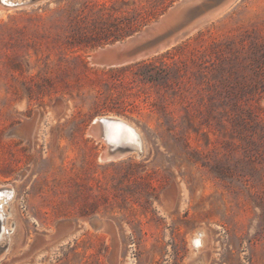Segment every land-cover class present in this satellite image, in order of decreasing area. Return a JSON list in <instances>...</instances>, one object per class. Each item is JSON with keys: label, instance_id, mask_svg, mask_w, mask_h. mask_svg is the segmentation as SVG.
<instances>
[{"label": "rangeland", "instance_id": "1", "mask_svg": "<svg viewBox=\"0 0 264 264\" xmlns=\"http://www.w3.org/2000/svg\"><path fill=\"white\" fill-rule=\"evenodd\" d=\"M177 1L0 9V264H264V0L134 64L88 62ZM104 116L143 154L99 161Z\"/></svg>", "mask_w": 264, "mask_h": 264}, {"label": "water", "instance_id": "2", "mask_svg": "<svg viewBox=\"0 0 264 264\" xmlns=\"http://www.w3.org/2000/svg\"><path fill=\"white\" fill-rule=\"evenodd\" d=\"M233 2L234 0H179L139 31L123 40L97 48L88 56V62L92 66L118 68L156 56L221 16L234 4ZM31 3L34 4L35 0L13 6H29ZM108 118L112 117L95 118L88 131L92 132L94 127L103 121L102 119ZM108 122H114L118 127L122 125L117 119H109ZM116 148H121L120 144L116 145ZM121 149L124 150L126 147ZM115 158L107 156L101 160Z\"/></svg>", "mask_w": 264, "mask_h": 264}, {"label": "bare ground", "instance_id": "3", "mask_svg": "<svg viewBox=\"0 0 264 264\" xmlns=\"http://www.w3.org/2000/svg\"><path fill=\"white\" fill-rule=\"evenodd\" d=\"M31 0H0V9H6L5 5L13 6L14 4L28 3ZM40 0H35V3ZM236 0H234L235 2ZM233 2V3H234ZM32 4V3H31ZM30 4V5H31ZM109 119L117 118H108L102 119L103 121L94 127L93 131H88V134L93 136L95 140L103 142L106 145V148L99 156V161H108L101 160L104 157H116L115 159L120 158L121 156H126L128 154H134L136 157L143 154L144 152V143L140 132L135 129L132 125L126 123L125 120L117 119L122 124L120 127L114 122H108ZM129 128L131 131H129ZM120 144L121 148H116V145ZM111 151L110 153L107 151ZM13 195V191L7 187L0 188V256H2L8 247L9 244V228L5 225L4 219L7 216L2 210V202L6 203ZM6 208V207H5ZM203 235L201 232H196L190 239V247L194 251H198L203 247ZM198 264V263H197Z\"/></svg>", "mask_w": 264, "mask_h": 264}]
</instances>
